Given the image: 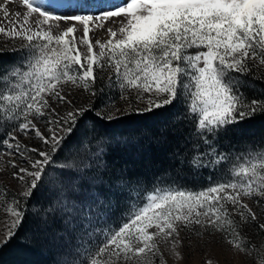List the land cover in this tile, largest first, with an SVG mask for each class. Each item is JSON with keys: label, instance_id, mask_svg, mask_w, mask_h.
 Returning a JSON list of instances; mask_svg holds the SVG:
<instances>
[{"label": "snow or ice", "instance_id": "snow-or-ice-1", "mask_svg": "<svg viewBox=\"0 0 264 264\" xmlns=\"http://www.w3.org/2000/svg\"><path fill=\"white\" fill-rule=\"evenodd\" d=\"M15 2L0 0V34L19 53L0 77L7 81L0 91V161L7 158L19 191L6 209L12 220L0 234V250L29 215L41 225L51 219L64 226L57 236L73 258L58 264H166L162 246L179 264L185 230L221 233L241 253L250 250L241 229L264 232V138L240 149L227 145L245 121L264 116V98L242 90L252 86L243 79L250 73L264 82V74L252 72L264 66V0H91L108 10L70 15L60 10L87 7L88 0H19L13 11ZM113 18L118 27L108 25ZM105 72L107 82L95 87ZM73 89H83L88 100H78ZM159 109L179 111L153 141L167 142L169 129L175 133L183 124L190 128L185 150L171 154L177 169L151 180L123 170L116 176L114 184L130 190L117 227L108 211L114 185L100 173L110 169L107 156L116 142L127 145L129 138L101 129ZM86 114L96 121L74 142ZM30 138L39 143L22 142ZM205 170L215 180L181 183ZM41 191L52 199L29 204Z\"/></svg>", "mask_w": 264, "mask_h": 264}, {"label": "rangeland", "instance_id": "rangeland-1", "mask_svg": "<svg viewBox=\"0 0 264 264\" xmlns=\"http://www.w3.org/2000/svg\"><path fill=\"white\" fill-rule=\"evenodd\" d=\"M122 2L126 3L127 0H122ZM11 5L21 7V5L19 4V0H16V2ZM105 10H108L106 4H102L99 7H95L91 3V0H88L87 7L67 8L60 11H62L64 14H69V12H95V14H100ZM111 10L115 9L113 8ZM118 19L119 18H113L111 21L108 22V25L118 27V23H114L115 21H118ZM108 25H106V27ZM77 35L80 34L77 33ZM102 39L106 40L107 36L105 35ZM15 43L18 44L19 42L16 41ZM12 44L13 41L0 34V55L7 57V59H5L4 67H0V77H2L5 72H7L8 69L6 66L10 65L13 61H15L19 55L18 52H13L11 50ZM190 51L195 52L197 50L192 49ZM252 72L256 73L257 75L264 74V66L259 68H253ZM108 75L109 74L107 72L103 73V80L98 79L95 87L99 88L102 84L106 83L108 80ZM243 79L245 81H248L249 83L256 80L261 81L260 79H253L251 73L247 76H244ZM6 84V80L0 79V91H3L5 89ZM73 92L77 96V99L81 102H85L88 100V95L83 91V89H73ZM115 95L118 94L114 93V96ZM117 106H124V101H120ZM138 106L144 107L143 104ZM175 111H179V109H174L171 112L174 114ZM90 124V122L85 121L82 124L78 125L77 131L74 134L76 138L74 142H78L81 136L88 134L87 125ZM105 133L113 137L127 136L129 138V143L127 145H123L119 142H116V146L110 150V154L112 152L120 153L121 157L124 159V161H114V163H112L113 165L107 171V174L111 175V177L107 178V176H103L104 174H106V172L100 173V175L104 177L105 181H108L109 183H112L114 185L112 188L113 207L108 211L115 225L119 227L122 223V217H125L127 215L125 209L127 207L128 202L125 200V193L129 192L130 190L122 186H116L114 184L115 178L122 170L125 173L128 170H133L135 163L139 161L144 154L142 144L147 140L149 141L151 137L148 136V133L146 131L135 132L132 136L123 135L120 132L109 133L105 131ZM246 133L248 135H255L256 132L249 128L247 129ZM29 135L31 137V134ZM134 137L137 140L136 144L131 143ZM261 138H264V135L262 133H258V141H260ZM258 141L253 140L250 142L255 144ZM22 142L29 145L39 143L37 140H35V138L25 139ZM240 148L241 147H239V149ZM110 154L107 156L108 163ZM6 160L7 158H5L4 161H0V234L5 233L7 231V228L10 226V221L12 220V217L6 211V209L10 206H13V198L17 195L19 191V182L11 176L12 170L7 167ZM113 173L115 175H113ZM149 173L151 177L154 176V174H151V172ZM111 178L113 180H111ZM100 190L105 192L108 191V189L103 185L100 186ZM44 192L48 193L49 196L47 200L49 202L52 199L53 194L48 191ZM131 195L133 196V198H135L138 195V192L133 191L131 192ZM250 206L253 207L254 211H256L258 215L261 214V208L256 206L254 201L250 202ZM261 218L264 219V216H262ZM63 227L64 226L61 224L60 230ZM241 231L243 234L245 245L250 247V250H247L243 253L236 250L233 245L228 244L224 235L221 233L210 234L209 232H205L203 235H197L195 231H183L181 233V239L184 241V246L180 249V251L182 252L184 258L182 261L179 262V264H208L209 261H211V264H261V260L264 259V232H259L255 227L251 225L243 227ZM60 238L63 239V237ZM55 240H58V236L55 237ZM161 250L164 254V260L166 264H173L174 258L171 255L169 248L162 246ZM67 257L69 260H71L73 258V254L70 252Z\"/></svg>", "mask_w": 264, "mask_h": 264}, {"label": "trees", "instance_id": "trees-1", "mask_svg": "<svg viewBox=\"0 0 264 264\" xmlns=\"http://www.w3.org/2000/svg\"><path fill=\"white\" fill-rule=\"evenodd\" d=\"M0 67H4L6 56L0 55ZM1 69V68H0ZM252 86H245L242 90L249 98H264V82L253 81L249 83ZM90 117L86 121L91 124L96 121V117L91 114H86ZM173 113L169 109H159L153 112L143 114H132L123 116L119 121H113L111 127L101 129L102 132H120L123 135H133L135 132L146 131L150 140L145 141L143 146V156L137 161L133 170H128L127 175L141 176L146 180H151V174L157 175L165 169L174 170L178 167V162L171 158L174 150L183 152L186 145L184 144L185 136L190 131L189 127H183V124L176 126L175 133L169 129L167 134V142L157 144L153 138L159 136L160 129L169 123ZM82 124V123H81ZM250 126V127H249ZM99 127V124H97ZM183 128L181 131L180 128ZM255 131V135H248L247 129ZM258 133L264 135V116H256L251 121H245L240 127L239 132H233L230 137V143L227 145L229 149L233 147L239 149L245 142L258 141ZM74 140H76L74 135ZM124 159L120 153L112 152L109 156V164L112 166L114 161ZM188 170L185 169V173ZM113 175H115L113 173ZM112 175V178H113ZM208 175L215 180V173H209L207 170L199 177H193L191 174H186L181 183L188 186H202L209 183L205 179ZM103 176L111 177L107 172ZM111 178V180H113ZM48 193L44 191L35 193L28 202H36L37 204L48 203ZM47 202V203H46ZM59 220H51L46 225H41L40 221L34 216H26L22 226L15 237L0 250V264H58L61 257L70 254V249L65 241L57 237V232L60 231L61 223Z\"/></svg>", "mask_w": 264, "mask_h": 264}, {"label": "bare ground", "instance_id": "bare-ground-1", "mask_svg": "<svg viewBox=\"0 0 264 264\" xmlns=\"http://www.w3.org/2000/svg\"><path fill=\"white\" fill-rule=\"evenodd\" d=\"M10 7H11V9L13 10V11H16V10H18L20 7H18V6H15V5H10ZM70 14H72L71 12H69V15ZM0 15H2V13H0Z\"/></svg>", "mask_w": 264, "mask_h": 264}]
</instances>
